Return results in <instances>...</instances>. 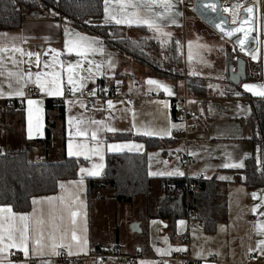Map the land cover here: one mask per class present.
Wrapping results in <instances>:
<instances>
[{
  "label": "crops",
  "instance_id": "crops-1",
  "mask_svg": "<svg viewBox=\"0 0 264 264\" xmlns=\"http://www.w3.org/2000/svg\"><path fill=\"white\" fill-rule=\"evenodd\" d=\"M227 1H231L232 5L239 8L252 3L259 7L257 30L259 52L256 50L253 52L257 56L255 60L244 52L248 56L245 58L248 78L238 86L226 82L222 94L215 96L216 99L213 98L214 96L207 100L190 96L191 99L188 97L183 101L188 92L185 90L184 93L182 92L180 82H167L153 76L146 77L145 83L137 81L136 76L126 69V66L133 62L131 58L120 55L102 38L78 29L71 20L62 18L59 14L53 16L54 11L33 12L25 16L21 28L0 30V49H5L0 51V91L4 93L0 96V154L7 150L23 149L28 142H33L32 157L36 158L35 161H60L64 153L69 156L68 144L71 141L73 152L77 154L70 157L84 160L78 170L77 178L61 180L59 189L55 193L33 197L28 212H17L10 205H0V207H10L12 213L27 215L29 237L27 256L19 248L4 249L0 252V264H98V260L93 255L94 244L106 247L119 244L123 251L130 253L141 249L140 258L134 262H123L118 257L111 256L107 264H141V262L162 264L163 261L166 264H183L180 259L173 256L183 250H187L192 259L201 261L202 264H264V254L258 247V241L264 239V236L257 231V222L264 221V216L261 215L264 213V186L247 187L244 183L245 175L242 170L247 159L255 154L249 136L256 128L251 99L241 97V94L247 93L251 98H264L244 88L246 84L264 85V0ZM129 3H136L137 8L124 7ZM171 3L175 7L161 19H156L153 15V12L160 9L154 8L150 12L140 6V0H108L107 7L110 16L122 20L132 19L131 26H147L142 22L143 20L152 22L151 29L154 36L163 44L171 40L176 34V29L180 27L185 37L183 41L186 43L185 72L189 75H199L197 71L189 69L191 64L188 56L193 53V57L194 52L197 53L199 49L200 44L196 46V41L200 40L202 44L210 41L207 49L217 51L224 47L229 52L230 50L232 53L235 52L238 57L240 48L237 45L215 32L194 14L193 0H171ZM137 17L141 22H136ZM94 23L116 24L114 20L105 23V14ZM119 25L130 27L127 23ZM66 28L74 33L98 38L102 41V46L96 47H102V50L90 53L86 58L78 56L76 51L69 52L65 43L73 37L65 35ZM127 31L133 32L131 34L136 36L135 30L127 28ZM159 34L163 39H160ZM16 49H22V52ZM29 53L40 54L39 67H37L36 55L29 56ZM250 60L258 62L256 69L251 68ZM45 63L49 66L45 67ZM70 64L73 66L75 91H72L73 86L68 84L67 69ZM96 65L100 67L97 68ZM228 65L226 61V74L229 72ZM37 72H59L63 94L56 96L43 92L36 83ZM9 73L14 75L10 76ZM28 73L32 74L31 79H28ZM15 74L24 77L26 85L22 89L25 93L24 97L15 95V92L21 89ZM41 79L52 80L53 77L42 75ZM149 79L168 86L172 94L165 91L164 87L149 84ZM101 80L105 82V90L117 86L121 88L115 90L111 97L100 99L95 108L87 109L82 90L91 88L97 91ZM230 85L234 88L231 89ZM29 86L38 87V94L29 93L27 91ZM235 92L239 93L237 98L226 96ZM133 97L135 99L130 101ZM58 98L63 100L64 129L63 123L57 120L58 110L48 109L46 105L48 99ZM28 99L37 103L29 106ZM109 100L112 101L111 106L107 103ZM13 101L22 102L23 107L20 110L12 109ZM186 109L199 116L193 122L196 128L190 134L189 144L186 146L195 160L188 171L177 167L172 160L171 155L178 152V148L169 147L166 149L167 152L163 149L147 150L142 140L130 137L110 138L117 134L141 136L144 131L155 133L148 137H173L175 129L184 124ZM70 118L71 124H69ZM54 121L58 123L52 130L53 138L50 145L38 142L37 140L46 137L48 124ZM94 121H103V124L93 123ZM106 128H113L116 131H107ZM166 131H170L171 135H163ZM93 132H96L95 139L92 137ZM97 144H99L98 154ZM111 144H137L143 147L139 150L130 147L111 150L108 147ZM78 146L81 147L78 149ZM123 152L146 153L149 175L157 179L187 175L197 177L203 174L207 179L215 177L218 181H222L226 184L227 195L225 218L217 222L213 232L205 231L203 225H194L189 229L187 219L178 220L174 229H171L169 221L149 218L151 211L145 204V213L139 217H132L129 221L139 222L141 233H133L130 226L126 229L122 225L119 226L118 217L114 225L110 224L107 227L101 225L100 218L94 223L93 212L96 214L98 209L91 195L95 191L98 194L102 193L107 186L99 185L96 190L90 192L89 180L105 173L109 153ZM238 162H243L244 167L239 169L222 167L225 163ZM82 168L98 174L81 173ZM176 170L183 175L167 174ZM153 173L163 174L153 175ZM98 198L102 199V197ZM257 205L260 207L253 212L254 206ZM73 212L76 213L75 217L72 216ZM113 214L115 215V211ZM110 218V221L114 220V217ZM180 221L184 223L180 224ZM20 223L17 221L18 225ZM73 232L77 240L72 238ZM184 233L188 237L187 245L182 242ZM37 241L39 244L36 243ZM53 245L56 247L53 248ZM59 248H63L69 261L59 260ZM253 253L256 254V258L251 257ZM213 257L217 258L216 263L211 261Z\"/></svg>",
  "mask_w": 264,
  "mask_h": 264
},
{
  "label": "trees",
  "instance_id": "trees-1",
  "mask_svg": "<svg viewBox=\"0 0 264 264\" xmlns=\"http://www.w3.org/2000/svg\"><path fill=\"white\" fill-rule=\"evenodd\" d=\"M104 0H0V30L19 29L25 16L33 12L58 13L62 18L71 20L75 27L91 35L102 38L105 43L120 55L127 56L146 69L149 76L163 79L167 82L181 83L182 92L187 91L190 96L206 99V79L199 75H189L185 72V52L183 34L180 27L176 34L166 43H161L151 28L146 25L126 27L119 24L94 23L105 14ZM90 22V23H86ZM129 30H136L141 34L138 38L130 37ZM178 42V43H177ZM231 89L234 88L230 85ZM105 82L100 81L98 93L105 91ZM111 96L115 88L111 89ZM237 93H228V98L238 97ZM241 97L251 99L252 116L256 130L250 136L255 148V154L248 158L242 172L245 175L247 187L264 186V98L241 94ZM177 101V100H174ZM173 101V102H174ZM183 101H186L183 99ZM13 103V104H12ZM12 109L16 110L13 101ZM48 109H57V120L65 128L63 104L57 105L56 99H48ZM190 119L193 129L188 137L180 135L175 129V136L170 138H154L148 136L117 134L110 138L142 140L147 150L178 148L175 156L183 152L189 144L190 134L196 126L193 122L199 118L198 114ZM186 113V112H185ZM186 116V115H185ZM184 121V120H183ZM58 122H51L47 127L44 139L37 140L50 145L53 129ZM33 142H28L23 149L7 150L0 154V205H10L17 212H28L32 199L38 195L52 194L58 191L59 183L64 179L78 177V170L84 163L82 158L70 157L63 154L60 161H35L32 157ZM182 148V149H181ZM167 152V151H166ZM159 183L160 194L157 203L151 206L153 186ZM109 186L113 189L114 199L118 203L131 204L137 197L147 201L149 218H159L170 222L171 229L180 219L189 218L195 213L196 218L203 222V229L213 232L217 222L225 218L227 207L226 184L215 177L200 179L193 176L154 178L148 172V157L146 153H109L105 173L97 178H90L89 190L96 187ZM148 218V219H149ZM185 234V233H184ZM94 250H100L101 244H94ZM117 246L121 247L119 244ZM141 251V249H140Z\"/></svg>",
  "mask_w": 264,
  "mask_h": 264
},
{
  "label": "snow or ice",
  "instance_id": "snow-or-ice-1",
  "mask_svg": "<svg viewBox=\"0 0 264 264\" xmlns=\"http://www.w3.org/2000/svg\"><path fill=\"white\" fill-rule=\"evenodd\" d=\"M105 3V23H108L110 20H114L116 24H121V23H127L131 26V24L133 23L132 19H117L115 16H110L108 14V0H104ZM140 6L144 7L146 10L152 12L154 8H158L160 9V11H156L153 12V15L156 19H161L164 18L165 16H167L172 9L175 7V5H173L171 3V0H140ZM124 7L126 8H132V9H136L137 8V4L136 3H129L126 4ZM209 7H213L212 5H209ZM213 10H215V8L213 7ZM246 11H248L249 13H251L253 11L252 8H248L246 9ZM53 16L58 15V13L56 12H52ZM137 23L141 22L140 18L137 17L136 20ZM143 23L147 24V26L149 28L153 27L152 22L148 21V20H143ZM235 22V21H233ZM86 23H90L87 22ZM56 27H59V25H56ZM157 31H159V28H157ZM222 32H226V34L228 36H232L234 34V32L236 31H242V29H221ZM65 35H71L73 37V39L67 40L65 43V47L69 50V52L71 51H76L78 56L81 57H87L90 53H95L96 51L102 50L101 48L96 47L97 45H101L102 46V41H99L98 38H94V37H87L84 36L80 33H74L69 29H65ZM178 43V42H177ZM240 45H241V50H244V41L241 40L239 41ZM5 49H0V51H4ZM16 51H21L22 49H16ZM51 51H56V50H51ZM256 52H259V49H256ZM60 53H57V55H59ZM253 60L257 59V56L255 54H253L252 52L248 53ZM29 56L31 55H36L37 57V67H39V53H29ZM91 63V62H90ZM49 65L47 63H45V67H48ZM78 66V65H77ZM61 67H63V65H61ZM97 68L100 67V65H96ZM69 75H68V84L72 87V91H75V87H74V79H73V66L70 64L68 66L67 69ZM9 75H14L13 73H9ZM17 75V82L21 84V89L17 90L15 92V95L20 96V97H24L25 93L22 90L25 85L24 82V77L20 74H15ZM43 76H52L53 79L52 80H42L41 77ZM28 79H31L32 74L28 73L27 74ZM36 76V83L38 84L39 88L45 92L48 95H62V91H61V79H60V73L56 72V73H41V72H37L35 73ZM118 84L120 83L119 81L117 82ZM149 84H157L161 87H164V90L169 92V94L171 95V91L168 88V86L166 85H161L160 82L158 81H154L149 79L148 80ZM54 86V87H53ZM83 86V85H81ZM244 88L247 91L253 92V94L255 95H259V96H264V85H250V84H246L244 85ZM260 89L259 91H256V89ZM102 91H106V90H102ZM4 95V93L2 91H0V96ZM236 95H239V93H237ZM37 103V101L32 100V99H28L27 100V104L29 106L33 105ZM108 105L111 106L112 105V101H107ZM83 106V105H82ZM93 123L96 124H103V121H94ZM69 124H71V118L69 119ZM172 127H177V125H172ZM107 131H111V132H115L116 130L113 128H106ZM82 134V133H80ZM142 135L145 136H151L154 135L155 133L153 132H149V131H144L143 133H141ZM163 135H171L170 131H166L163 133ZM92 137L95 139L96 138V132L92 133ZM81 146H78V149ZM111 150H121L123 148L126 147H130V148H134L136 150H139L143 147V145H137V144H133V145H128V144H111L108 146ZM179 151V149L177 150ZM97 154L99 153V144H97V149H96ZM68 154L69 156L75 155L77 153L73 152V146L71 141H69L68 144ZM87 159V157H85ZM222 167L225 168H243L244 164L243 162H238V163H225L222 165ZM81 173H87L88 175H97V172H92L88 169H81ZM156 174H163V173H153V175ZM169 175L175 174V175H183L182 172H179L178 170H176L174 173H167ZM221 179H225V177H221ZM35 203V201H34ZM260 207L259 205L254 206L253 208V212L256 211V208ZM4 213H8L9 215L5 216L3 215ZM76 213L73 212L72 216L75 217ZM262 216H264V213H261ZM17 221H20L21 223L18 225ZM27 221V215L26 214H15L12 213V210L10 207H0V252H2L4 249H10V248H19L22 249L25 253V255L27 256L28 254V241H29V237H28V225L26 223ZM73 223H75V221L73 220ZM180 224H183V221L179 222ZM257 231L261 236H264V221H258L257 222ZM72 238L74 240H77L78 238L75 235V232H73ZM37 244H39V241L36 242ZM56 245H53V248H55ZM258 247L259 249L262 251V254H264V239H261L258 241ZM177 251L181 250V249H176ZM58 254V253H57ZM71 254V253H69ZM141 264H145V262H141Z\"/></svg>",
  "mask_w": 264,
  "mask_h": 264
},
{
  "label": "rangeland",
  "instance_id": "rangeland-1",
  "mask_svg": "<svg viewBox=\"0 0 264 264\" xmlns=\"http://www.w3.org/2000/svg\"><path fill=\"white\" fill-rule=\"evenodd\" d=\"M260 13V12H259ZM259 16V14H258ZM130 37L138 38L141 36L139 32L134 31L136 36L132 35L133 32H128ZM127 33V34H128ZM183 34V33H182ZM159 36H161L159 34ZM184 37V34H183ZM160 39H163V36H161ZM185 40V37H184ZM185 43V41H184ZM202 41H196L195 45H199L198 52H194V56L192 57L191 53L188 57L190 58V64H191V71H197V73L204 77L206 79V86H207V97L206 99L201 98V100H207L210 99L212 96L216 99L215 96L222 94L223 86L228 82V74H226V61H228V69L230 64H236V60L239 56H243L244 58H248L246 53L247 51L241 52V49L238 50V57L237 54L228 49H224V47L219 48V50L215 51L214 49H207L211 43L210 41H207L206 43L202 44ZM185 54H186V43L184 44ZM246 52V53H244ZM192 57V58H191ZM250 57V56H249ZM258 62L250 60L251 68L256 69ZM127 70L132 73V75L136 76L137 81L145 83V78L149 75L146 73V69L137 64L136 62L129 63L126 66ZM186 68V67H185ZM186 70V69H185ZM189 72V71H188ZM145 86V85H144ZM181 86V85H180ZM147 87V85L145 86ZM184 93V90H183ZM237 98V97H235ZM248 123V122H247ZM247 128L249 129V125L247 124ZM250 137V136H249ZM35 160L36 158L33 157ZM174 161V160H173ZM152 200H151V206L155 205L158 201L159 197V186L157 183L153 186V192H152ZM98 197H102V199H99ZM114 193L113 189L111 187L107 186L104 190H102V193L98 194L96 191L93 192L91 195V198L93 200V203L95 204L97 210V213L93 212V221L94 223L98 218L101 220V225L103 227H107L108 225H114V222H116V218L118 217V225L123 226L124 229H126L132 222L130 219L132 217H139L144 214V205L147 204L146 199L143 197H137L135 201L131 204L127 203H118L114 199ZM109 209V210H108ZM115 211V215L113 214ZM110 217H114L113 221H110ZM110 221V223H109ZM135 222V221H134ZM141 225V224H140Z\"/></svg>",
  "mask_w": 264,
  "mask_h": 264
},
{
  "label": "water",
  "instance_id": "water-1",
  "mask_svg": "<svg viewBox=\"0 0 264 264\" xmlns=\"http://www.w3.org/2000/svg\"><path fill=\"white\" fill-rule=\"evenodd\" d=\"M212 5L213 7H209ZM252 8L253 11L249 13L246 9ZM230 11L236 15L233 22L232 17L226 14L223 10L222 0H193V12L198 16L207 26L212 28L215 32L233 42L241 49L239 41H244V50L255 52L258 48L259 39L257 36L258 30V14L259 7L257 4H248L241 8L232 5ZM242 29L236 31L232 36H228L226 32L221 29ZM228 81L238 86L242 81L248 78L247 75V60L243 56H239L236 64H230L228 72ZM104 173V172H103ZM130 229L133 233H141L142 228L139 222H132Z\"/></svg>",
  "mask_w": 264,
  "mask_h": 264
},
{
  "label": "built area",
  "instance_id": "built-area-1",
  "mask_svg": "<svg viewBox=\"0 0 264 264\" xmlns=\"http://www.w3.org/2000/svg\"><path fill=\"white\" fill-rule=\"evenodd\" d=\"M222 3H223L224 12L226 14H228L230 17H232V20L234 21L237 17L234 13H232L230 11V7L232 6V2L227 1V0H225V1L222 0ZM120 88H121V86H117L115 88V90H118ZM27 91L31 94H38L39 88L36 86H29L27 88ZM82 96L86 100L87 109H92V108H95L99 104L100 99L111 97V91L106 90L103 94H100V93H98V91H96L94 89L84 88L82 90ZM134 99L135 98L133 97L132 99H130V101H133ZM186 99H187V96L184 97V100H186ZM56 104L57 105L63 104V100L60 98L56 99ZM15 107H16V110H20L23 107L22 102H20V101L17 102L15 104ZM194 118H195V115H193V114L191 115L188 112V109H186V116H185V119L183 121L184 124L176 132L179 133L180 135L185 133L186 136L188 137L189 132L193 129V127L189 124V121H190V119H194ZM172 160H174L177 167L183 168L186 171H188L190 169L191 165H193L195 162L194 157L192 156V154H190V152L188 151L187 148H185V150L183 152H180L177 155L172 156ZM204 177L205 176L203 174L198 176V178H200V179H202ZM187 221H188V228L189 229L194 225L195 226L203 225V222L196 218L195 213H191L189 218H187ZM182 242L185 243L186 245L188 244V237L186 234L182 236ZM58 251L60 253V256H59L60 261H69L67 255L64 254L63 248H59ZM93 255L98 260V264H107L108 259L111 256L118 257L123 262H134L140 258L141 251H140V249H137L131 253L125 252L121 249V247H119L117 245H113V246L103 247L100 250H93ZM173 256L177 259H180L183 262V264H202L201 261H197V260L192 259V257L189 255L187 250L177 252ZM251 257L256 258V254L255 253L251 254ZM211 261L216 263L217 258L213 257V258H211ZM161 263L166 264V263H164V261Z\"/></svg>",
  "mask_w": 264,
  "mask_h": 264
}]
</instances>
